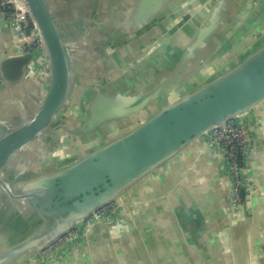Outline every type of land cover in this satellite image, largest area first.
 <instances>
[{
    "label": "water",
    "instance_id": "water-1",
    "mask_svg": "<svg viewBox=\"0 0 264 264\" xmlns=\"http://www.w3.org/2000/svg\"><path fill=\"white\" fill-rule=\"evenodd\" d=\"M14 2L39 44L24 51L0 11L13 48L0 60L1 76L44 83L22 123L0 120V193L23 215L10 225L0 216V264H236L233 217L254 207L264 215V119L256 109L264 103V0H118L115 13L98 9L78 24L65 0ZM112 21L121 28L102 26ZM110 43L130 46L114 53V74L85 92L78 128L105 134L103 142L76 160L51 161L42 174L8 172L43 130L56 132L81 80L78 57L93 46L105 67ZM229 120L244 135L239 187L226 153L211 143ZM180 153L186 170L176 187L136 213L142 179ZM206 158L215 162L209 175L199 167ZM258 240L252 264H264V230Z\"/></svg>",
    "mask_w": 264,
    "mask_h": 264
},
{
    "label": "crops",
    "instance_id": "crops-1",
    "mask_svg": "<svg viewBox=\"0 0 264 264\" xmlns=\"http://www.w3.org/2000/svg\"><path fill=\"white\" fill-rule=\"evenodd\" d=\"M65 3L71 7L72 17L69 13L66 12V14L69 15L68 19H72L74 24L82 22L87 16H94L95 14L92 15V13L98 9L113 13L119 8L118 0H65ZM63 9L65 10L64 6ZM102 26L115 29L121 28L118 22L102 23ZM141 33H143V31H140V34ZM109 34L112 33L110 32ZM110 38L111 37L106 40L108 41ZM133 38L135 39V36L131 37L129 40ZM151 39L143 43L148 44ZM97 42L96 39L91 40L92 44ZM142 45L143 44L138 46L137 49L140 50ZM121 46L119 49H116L117 46L110 43L109 48L108 46L105 47V49L109 51L107 58L108 62L105 67L97 66V61L101 56L93 46H89L86 56L78 57L77 74L81 77V80L76 79V85L69 97V102L64 110L62 119L58 120L63 127L56 130L50 140L53 142L52 148L56 150L64 149L66 151L52 152L49 155L50 162L57 159L59 155L62 157H74L76 152L73 149L76 147L73 145V140H78V147L82 149L88 147L85 142H88L89 139H101L106 136L102 134L99 137L92 138V130H90L87 137L84 133H81L78 128L84 118V116L81 115V111L85 104V92L91 88L95 89V87L100 84L103 74L107 73V77L114 74V69H110L117 59L114 53L116 50H125L130 45ZM11 52H13V48L10 37L7 34V30L0 25V60L11 54ZM1 73L2 71L0 69V120L22 123L39 103V94L42 90L44 77H36V75L23 76L22 79L15 81L1 76ZM256 109L259 112V116L264 119V103L256 107ZM72 113H74V115H72ZM107 122L110 123L111 121L108 120ZM79 139H81V141ZM199 167H201L200 170L204 172V174L209 175L215 167V162L211 158H206L203 165ZM185 170V155L184 153H180L164 164L158 171L144 177L137 190L140 200L136 202V213L140 212L146 203L153 206L158 198L165 197L169 191L176 187L180 176ZM125 197L128 198L129 196L126 195ZM28 212L31 213V211H27V214H29ZM246 214L248 216L247 221ZM0 216H3L5 225H10L11 222L9 221H12V219L18 220L23 218V215L17 211L16 206L4 193H0ZM263 230L264 215L262 209L259 207H254L252 212L247 211V213L244 208H241L233 217V222L230 224L229 239L236 264H252L256 256V245L259 242L258 238Z\"/></svg>",
    "mask_w": 264,
    "mask_h": 264
},
{
    "label": "built area",
    "instance_id": "built-area-1",
    "mask_svg": "<svg viewBox=\"0 0 264 264\" xmlns=\"http://www.w3.org/2000/svg\"><path fill=\"white\" fill-rule=\"evenodd\" d=\"M0 11L5 15V18L9 19L14 42L24 51H32L39 44V39L27 12L18 8L14 0H0ZM211 143L226 153L233 170L236 187H239L238 170L242 165L245 153L242 129L233 120H229L225 128H217L212 131ZM97 214L102 216V213Z\"/></svg>",
    "mask_w": 264,
    "mask_h": 264
},
{
    "label": "flooded vegetation",
    "instance_id": "flooded-vegetation-1",
    "mask_svg": "<svg viewBox=\"0 0 264 264\" xmlns=\"http://www.w3.org/2000/svg\"><path fill=\"white\" fill-rule=\"evenodd\" d=\"M59 123H60V125L55 126V128L57 130L63 127V126H61V122H59ZM0 125H2V124H0ZM1 127L2 126H0V135H2ZM54 134H55V132H50L48 127L45 130H43L31 144H29L28 146L21 149L18 153H16L15 156H13L11 158L10 162L8 163V166H10L11 168L8 169V172H11V174H17V173L20 174V173H24V172L28 171L29 169H33V171H37L35 173H41L42 174V173L48 172L49 170H52V167L49 166L50 165V161H49L50 156L49 155L52 152L54 153L55 151H59V152L66 151L64 149L56 150L55 148H48V144H49V142L52 139ZM49 136H50V138H49ZM105 137L101 138L102 140L97 139V138L89 139L88 142H85V144L87 143L88 147H85L82 149L78 147L79 141L73 140L72 141L73 145L76 147L75 149H73L76 152L75 156L74 157H65V156L62 157L59 155V157H57V159H55L53 161H61L62 159L66 160V161H70V159H73V158H74V160H76L80 156L87 155L92 151V149H93L92 146H96L100 142H103ZM79 140L81 141V139H79ZM21 204H23V202ZM114 204L115 203L109 204L108 206L97 211V213L109 212ZM14 205L17 206L16 203ZM18 206H19V204H18ZM19 207H23V205L19 206ZM91 219H92V214L88 218H86L85 221L89 222ZM77 233H78V229L75 227L73 230H71L69 232V234L66 235L65 238H68L71 235H76Z\"/></svg>",
    "mask_w": 264,
    "mask_h": 264
}]
</instances>
